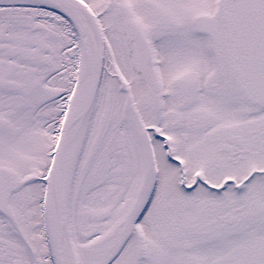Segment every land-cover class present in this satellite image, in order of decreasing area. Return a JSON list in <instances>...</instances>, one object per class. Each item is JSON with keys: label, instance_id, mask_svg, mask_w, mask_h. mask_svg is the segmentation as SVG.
Segmentation results:
<instances>
[{"label": "snow or ice", "instance_id": "6c2138e0", "mask_svg": "<svg viewBox=\"0 0 264 264\" xmlns=\"http://www.w3.org/2000/svg\"><path fill=\"white\" fill-rule=\"evenodd\" d=\"M0 264H264V0H0Z\"/></svg>", "mask_w": 264, "mask_h": 264}]
</instances>
